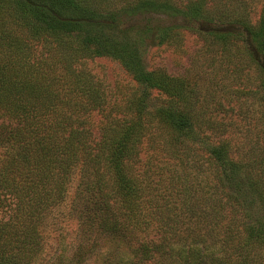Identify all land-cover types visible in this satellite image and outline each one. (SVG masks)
<instances>
[{
	"label": "trees",
	"instance_id": "16d2710c",
	"mask_svg": "<svg viewBox=\"0 0 264 264\" xmlns=\"http://www.w3.org/2000/svg\"><path fill=\"white\" fill-rule=\"evenodd\" d=\"M186 32L211 87L227 74L258 105L248 126L229 84L145 65V40ZM0 112V264H38L76 173L79 220L126 249L108 264H264V0H0Z\"/></svg>",
	"mask_w": 264,
	"mask_h": 264
},
{
	"label": "rangeland",
	"instance_id": "374dc122",
	"mask_svg": "<svg viewBox=\"0 0 264 264\" xmlns=\"http://www.w3.org/2000/svg\"><path fill=\"white\" fill-rule=\"evenodd\" d=\"M203 43L196 35L186 32L183 46L181 48H173L165 45H158L151 40H145L141 45L143 60L148 69L153 70L162 68L170 74L176 76H191L192 79L199 80L200 85L207 90L209 87L217 94L222 92L224 85L229 84L225 88L232 86L228 90L233 101L239 105L246 103L243 109L238 111L243 124L249 125L248 122L253 121L258 105L254 103L252 98L246 97L247 90L238 91L239 83L237 79L230 77L229 80L222 81L223 74L217 76L219 85L217 86V78L211 87L210 79L215 78L216 73L213 69L212 73L204 79L202 69L199 67L200 55ZM198 63L197 65L195 62ZM87 67L92 73L100 79L108 88L115 91L123 92L130 89L133 85L131 78L125 73L118 62L110 59H95L87 61ZM228 78V77H226ZM223 95V93H220ZM255 104V105H254ZM249 107V108H248ZM96 132L98 133L100 116L94 117ZM9 125L10 120L0 112V126ZM96 133V134H97ZM80 178L75 174L70 183L65 202L51 212L43 227L44 248L43 253L37 261L38 264H58L62 259H75V264H108L105 260L107 255L113 251L126 252L123 243L117 239L96 238L90 234L83 220H79L77 214V206H75L77 188ZM76 208V210H75ZM90 247H93L91 250Z\"/></svg>",
	"mask_w": 264,
	"mask_h": 264
}]
</instances>
